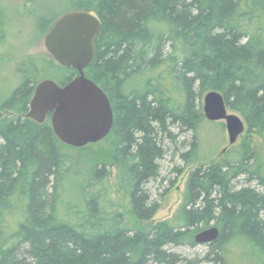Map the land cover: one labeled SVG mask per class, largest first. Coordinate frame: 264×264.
I'll list each match as a JSON object with an SVG mask.
<instances>
[{"label":"trees","instance_id":"1","mask_svg":"<svg viewBox=\"0 0 264 264\" xmlns=\"http://www.w3.org/2000/svg\"><path fill=\"white\" fill-rule=\"evenodd\" d=\"M70 1L64 14L94 10L102 21L85 75L112 104V162L139 221L149 222L159 208L152 188L166 180L168 153L186 167L205 161L198 131L208 121L199 103L207 93L220 92L248 132L264 138V0ZM2 39L0 14V59ZM28 61L32 76L0 111H29L39 76L52 66L62 73L52 79L60 85L78 76L52 59ZM164 66L182 105L165 96L160 79L158 86L147 79L144 89L128 88L135 76ZM188 131L190 150L175 152ZM72 149L56 137L50 117L43 124L25 115L0 118V264H227L225 245L235 238L264 251V170L251 144H242L233 159L193 170L178 216L141 230L122 228V215L109 212V164L90 162L74 173L67 167ZM69 189L77 202L65 197ZM212 226L220 236L208 244L206 258L188 261L172 252L196 245L195 234Z\"/></svg>","mask_w":264,"mask_h":264},{"label":"rangeland","instance_id":"2","mask_svg":"<svg viewBox=\"0 0 264 264\" xmlns=\"http://www.w3.org/2000/svg\"><path fill=\"white\" fill-rule=\"evenodd\" d=\"M78 2L79 4L83 3L81 0H78ZM72 6L70 0H0L4 38L2 39L3 57L0 59V103L12 94L24 78L32 76L27 65L30 58L38 62L52 59L44 47V38L54 24ZM39 66L41 67L42 64L39 63ZM52 67L48 68L45 74L39 76L38 83L45 79L52 80L55 76L60 77L62 73L59 72V69ZM147 79L151 80L152 85L156 86L159 83V80L156 79L163 81V86H160V88L165 96L171 98L175 106L178 104L182 105L181 103L184 101L182 92L176 87L172 88V81L169 79V69L166 66L153 72L148 71V73L146 72V74L141 76H135L132 82L129 83L128 88L144 89ZM204 97L199 102L202 104V111ZM239 116L241 117V115ZM0 118H2V115H0ZM223 124L222 122L212 123L207 121L201 124L199 128L201 149L198 155L205 161L186 167L179 159V156L176 155L173 159L172 154L168 153L162 162L163 169L161 171V178L163 176L166 180L162 182L158 191L154 190L155 187L152 188L153 185L151 186L153 199L156 202L155 205L159 208L153 219L147 223L137 219L133 212L130 196L120 186L119 170L112 162V148L107 138L99 143L87 146L88 149L84 151L81 150L83 148L70 150L69 152L73 158L67 163V167L74 169V173L78 174L86 170L90 162L103 161L108 163L109 169L106 182L108 185L107 192L109 193L106 196V205L109 208V212L116 211L122 215V228L141 230L147 228V226L149 227V225L155 226L161 222L173 221L178 216L185 202L190 173L200 165H209L222 158L233 159L236 150H239V147L244 143L252 145L257 153L258 162L264 170V138L257 133L248 132L247 127V130L240 136L237 143L230 145L227 129L225 124ZM173 132L177 133L174 129ZM192 137L193 133L191 131L183 134L177 141L178 145L176 149L174 148L175 152H179L180 149L182 152L189 151ZM175 169L182 170L181 174L175 172ZM74 180L77 181L78 177H75ZM161 194H164V196L160 197ZM65 197L73 199V202L78 201V198L73 195L72 189L66 192ZM225 247L224 256L227 264H264V251H261L251 243L235 238ZM172 252L181 255L182 258L188 261H194L206 258L210 253V248L208 245L192 246L187 244L173 247Z\"/></svg>","mask_w":264,"mask_h":264},{"label":"water","instance_id":"3","mask_svg":"<svg viewBox=\"0 0 264 264\" xmlns=\"http://www.w3.org/2000/svg\"><path fill=\"white\" fill-rule=\"evenodd\" d=\"M101 31L102 22L91 11L65 14L54 24L44 38V47L59 66L73 69L78 76L63 86L50 79L39 83L25 115L38 124L50 117L56 137L73 148L103 141L114 126V111L107 94L85 75L95 57V41ZM203 113L208 121L225 124L230 145L236 144L247 130L245 121L230 112L218 91L205 95ZM219 236V228L212 226L196 234L194 241L196 245H208Z\"/></svg>","mask_w":264,"mask_h":264},{"label":"flooded vegetation","instance_id":"4","mask_svg":"<svg viewBox=\"0 0 264 264\" xmlns=\"http://www.w3.org/2000/svg\"><path fill=\"white\" fill-rule=\"evenodd\" d=\"M87 11H91V12H94L98 17H99V15H98V13L96 12V11H94V10H87ZM100 18V17H99ZM100 20H101V18H100ZM102 22V21H101ZM39 84V83H38ZM38 84L36 85V87L38 86ZM61 86H63V85H61ZM36 87H35V90H36ZM35 90H34V93H35ZM33 96H34V94H33ZM33 98V97H32ZM32 100V99H31ZM30 106V105H29ZM28 112L29 111H27V112H25V113H22V114H19V113H17V112H14V111H9V110H6V111H1L0 112V115H27L28 114ZM49 115H51V114H49Z\"/></svg>","mask_w":264,"mask_h":264}]
</instances>
